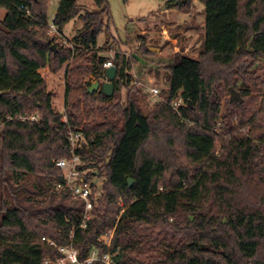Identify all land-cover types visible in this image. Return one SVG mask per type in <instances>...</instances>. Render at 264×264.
I'll return each mask as SVG.
<instances>
[{
    "label": "trees",
    "instance_id": "obj_1",
    "mask_svg": "<svg viewBox=\"0 0 264 264\" xmlns=\"http://www.w3.org/2000/svg\"><path fill=\"white\" fill-rule=\"evenodd\" d=\"M200 1L202 50L174 55L165 97L152 109L144 111L130 60L117 54L114 95L77 79L83 91L71 97L69 83L61 113L40 69L59 71L74 51L49 34V0H0V264H45L70 244L81 259L111 250L116 264H264V0ZM94 3L81 13L78 0H60L54 16L61 33L83 20L77 52L94 50L112 23L108 0ZM108 60L92 51L68 69L104 80ZM231 87L242 102L227 98ZM123 88L125 99H116ZM71 130L83 132L76 153L99 195L86 220L85 201L56 165L73 157ZM110 230L109 247L100 238Z\"/></svg>",
    "mask_w": 264,
    "mask_h": 264
},
{
    "label": "rangeland",
    "instance_id": "obj_2",
    "mask_svg": "<svg viewBox=\"0 0 264 264\" xmlns=\"http://www.w3.org/2000/svg\"><path fill=\"white\" fill-rule=\"evenodd\" d=\"M175 1H184L185 4L188 2V0H108L112 23L99 36L97 47L92 50L100 56H107L112 62L115 61L117 54L130 60L129 73L136 87L142 91L141 104L145 112L165 97L163 92L169 86L166 78L167 66L173 61L174 55L180 52L198 57L202 50L206 34L205 4L200 0H191L187 6L172 7L171 3ZM78 2L82 7L81 13L96 8L94 0H78ZM58 6V0H49L48 20L50 23L53 22ZM105 23H108L107 19ZM83 26V20L77 16L63 27L62 33L59 31L60 34L53 35L59 46L73 45L74 55L57 72L51 71L48 67L40 69L46 79L47 89L53 94V106L61 113H65L66 110L65 97L69 83L72 86L70 96L74 97L83 91L75 86L77 79L82 78L81 84L92 83L98 79L96 73H90L87 70L84 72L69 71L74 65L81 62L87 63V58L92 52L84 48L78 52L76 50L78 46L74 43L75 36ZM257 75L264 79V61L257 65ZM99 81L105 82L102 79ZM153 87L160 89V98L150 96V88ZM251 87L253 88V85ZM261 87L264 89V85ZM230 96L231 94H228L227 98ZM125 97L126 88H123L116 95V99L124 100ZM83 117L87 118V113L84 111ZM3 127L0 123V205L2 201ZM218 143L219 150L221 142ZM96 181L100 184L102 179ZM104 238L107 239L108 235Z\"/></svg>",
    "mask_w": 264,
    "mask_h": 264
},
{
    "label": "built area",
    "instance_id": "obj_3",
    "mask_svg": "<svg viewBox=\"0 0 264 264\" xmlns=\"http://www.w3.org/2000/svg\"><path fill=\"white\" fill-rule=\"evenodd\" d=\"M49 34L51 36L60 34L57 26L51 22L49 24ZM73 48V45L71 46ZM113 65V62L111 60H108L104 63V68L110 67ZM107 81V77L104 79ZM150 96L151 97H161L160 89L157 87L150 88ZM184 103V100L182 97L177 98L172 106L179 110V106ZM23 120H26V116H21ZM31 120H37L36 116H32L30 118ZM69 139L71 141V147L73 151V157L71 159L68 158H60L56 160V165L60 167L65 176V184L64 186L70 189L71 194L73 198L75 199H82L85 201V216L84 219H88L91 216V210L94 205V201L98 198V193L94 191V181L87 178L86 173L87 171L80 168V166L83 164V161L81 157L76 153V149L80 146L82 139H83V132L78 131H69ZM62 187V185H59ZM94 197L95 199H92ZM110 234V236H109ZM108 235V238L105 239ZM113 236V230H110L108 233L103 235L100 240L103 241L105 244H107L110 247L111 239ZM48 240L52 245H55V243L47 238H44ZM59 251L61 253L60 256H57L55 258L47 257L45 260V264H94L96 261H100L103 264H116L113 260V256L115 253H113L111 250H108L106 252L101 253L98 249H93L90 254H88L84 259H81L79 256V251L76 247L73 245H61L59 246Z\"/></svg>",
    "mask_w": 264,
    "mask_h": 264
},
{
    "label": "water",
    "instance_id": "obj_4",
    "mask_svg": "<svg viewBox=\"0 0 264 264\" xmlns=\"http://www.w3.org/2000/svg\"><path fill=\"white\" fill-rule=\"evenodd\" d=\"M174 4V3H171ZM117 75V67L116 65H111L110 67L106 68V77H107V81L105 82H100L98 79L94 82H92V84L88 87V91L89 92H94L95 90H99L102 89L103 92L111 97L114 95V91H115V84H114V80L116 78ZM230 100L231 101H235V100H239V101H243V97L241 95V93L234 87H231L230 89ZM134 183V179L130 178L129 179V184L130 186H132Z\"/></svg>",
    "mask_w": 264,
    "mask_h": 264
},
{
    "label": "crops",
    "instance_id": "obj_5",
    "mask_svg": "<svg viewBox=\"0 0 264 264\" xmlns=\"http://www.w3.org/2000/svg\"><path fill=\"white\" fill-rule=\"evenodd\" d=\"M59 2L60 0H58V5H59ZM6 15H7V10L5 8H0V20H3L6 17Z\"/></svg>",
    "mask_w": 264,
    "mask_h": 264
}]
</instances>
